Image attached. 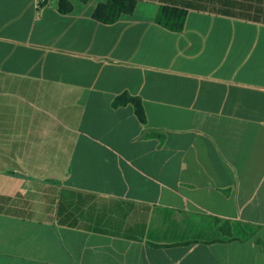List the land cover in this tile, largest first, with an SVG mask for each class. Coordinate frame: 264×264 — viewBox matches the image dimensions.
Listing matches in <instances>:
<instances>
[{
    "label": "crops",
    "instance_id": "crops-1",
    "mask_svg": "<svg viewBox=\"0 0 264 264\" xmlns=\"http://www.w3.org/2000/svg\"><path fill=\"white\" fill-rule=\"evenodd\" d=\"M101 1L0 0V264H264V0Z\"/></svg>",
    "mask_w": 264,
    "mask_h": 264
},
{
    "label": "trees",
    "instance_id": "trees-1",
    "mask_svg": "<svg viewBox=\"0 0 264 264\" xmlns=\"http://www.w3.org/2000/svg\"><path fill=\"white\" fill-rule=\"evenodd\" d=\"M136 5L135 0H104L99 2L91 13V17L104 24L117 21L122 15H129ZM73 6L70 0H58V10L62 13L71 12ZM186 11L184 9L161 6L155 15V22L171 30L180 31L183 28ZM131 104L137 118L142 122L145 118L139 97L123 93L114 99V105Z\"/></svg>",
    "mask_w": 264,
    "mask_h": 264
}]
</instances>
